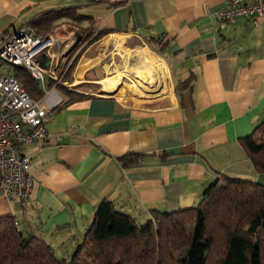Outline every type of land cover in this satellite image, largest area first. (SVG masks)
I'll use <instances>...</instances> for the list:
<instances>
[{
	"label": "crops",
	"instance_id": "crops-1",
	"mask_svg": "<svg viewBox=\"0 0 264 264\" xmlns=\"http://www.w3.org/2000/svg\"><path fill=\"white\" fill-rule=\"evenodd\" d=\"M226 2L0 0V47L21 28L36 31L31 23L44 14L74 9L83 18L59 19L48 33L75 38L55 48L59 68L77 61L59 83L68 88H61L64 98L57 94L61 103L48 113L53 138L19 146L31 160V194L0 196V218L13 217L23 234L68 258L102 201L141 226L153 212L194 207L219 175L264 185L241 145L264 120V17L224 22L218 13ZM99 33L105 35L80 51ZM133 38L166 44V92L150 101L158 106L132 105L103 90L110 77L98 64L99 47L113 41L126 51L122 41ZM126 156L138 163L123 167Z\"/></svg>",
	"mask_w": 264,
	"mask_h": 264
},
{
	"label": "trees",
	"instance_id": "trees-1",
	"mask_svg": "<svg viewBox=\"0 0 264 264\" xmlns=\"http://www.w3.org/2000/svg\"><path fill=\"white\" fill-rule=\"evenodd\" d=\"M65 9L44 14L31 24L38 34L50 33L59 19L82 21ZM77 38L73 49L91 35ZM97 34L91 42L100 39ZM162 55L166 44L149 42ZM77 57L68 65L70 74ZM14 76L34 100L43 96L40 86L20 68ZM50 84L48 88H50ZM241 145L255 171L264 175V120ZM123 167L138 158L119 159ZM138 225L115 210L109 201L95 209L81 245L68 258H58L49 245L19 231L13 217L0 218V264H264V185L222 175L203 190L199 202L189 209L151 214Z\"/></svg>",
	"mask_w": 264,
	"mask_h": 264
},
{
	"label": "built area",
	"instance_id": "built-area-1",
	"mask_svg": "<svg viewBox=\"0 0 264 264\" xmlns=\"http://www.w3.org/2000/svg\"><path fill=\"white\" fill-rule=\"evenodd\" d=\"M260 17H264V0H227L218 13V18L228 23ZM74 41L73 35L63 41L54 33L38 34L31 28H21L5 37L0 47V196L5 199L24 200L31 194V160L19 146L47 143L53 138L47 130L48 113L60 105L61 99L47 89L46 83H60L57 72L61 57L55 48L61 44L70 47ZM15 68L25 70L40 86V100H34L22 88L12 75Z\"/></svg>",
	"mask_w": 264,
	"mask_h": 264
},
{
	"label": "rangeland",
	"instance_id": "rangeland-1",
	"mask_svg": "<svg viewBox=\"0 0 264 264\" xmlns=\"http://www.w3.org/2000/svg\"><path fill=\"white\" fill-rule=\"evenodd\" d=\"M79 33H81V32H79ZM91 43H92L91 41L84 43V45L80 49V51L85 50ZM81 46L82 45L80 44L78 47L80 48ZM122 47L129 49L126 51H132L135 49H144V48L146 49L147 48V50L149 51L150 55L152 56V58L154 60L161 62L163 64L165 62L164 56L159 55L157 53L156 48H153L151 45L144 44L135 38H133L131 40H126V41L123 40L122 41ZM102 48L103 47H99V49H98L99 50L98 53L101 55L99 58L98 64L100 65V68L102 67V70L105 71V74H103V77H112V76L117 75L118 72L123 71V73H122L123 77L121 76L120 80H111L110 84L107 83L106 86H104L106 88L105 92L112 93V92H114V90H117V92L112 93L113 96H116L120 100H125L129 104L136 105V106L154 107V106H158L162 103L159 101H154V102H150V101L153 98L159 97L166 92L167 80L165 81V84H163V86L161 88L148 87L150 89V91L144 92L143 88L140 87L141 85H146L145 84L146 82L148 85L153 84V81L150 82L151 79H153V77H152L151 71L149 70V67L147 66V63L144 60L143 61L140 60L134 54H131L132 56L126 55L125 50L121 49L119 47H115L113 41H110L109 43L105 44V50L104 49L102 50ZM92 51H93V49H92ZM123 54H124V56H123ZM127 59H129V60H127ZM72 60H70V58H69L67 60L68 63L63 65L64 68L62 69L61 68L62 66L59 68V71L57 72V76H58V79L60 80V82L62 81V79L64 77V73H66L67 67L72 62ZM161 60H163L164 62ZM164 66H165V64H164ZM11 71H12V75H13L14 69H11ZM136 86H137V88H136ZM55 87H59L60 89L59 88H53V89H49V90H54L55 92H57V94L61 98H64L65 95L63 94V92L61 90V88H63V87L60 86L59 84H57ZM146 88H147V86H146ZM63 89L68 90V88H66V87H64ZM121 93L125 97H121L120 96Z\"/></svg>",
	"mask_w": 264,
	"mask_h": 264
},
{
	"label": "bare ground",
	"instance_id": "bare-ground-1",
	"mask_svg": "<svg viewBox=\"0 0 264 264\" xmlns=\"http://www.w3.org/2000/svg\"><path fill=\"white\" fill-rule=\"evenodd\" d=\"M118 41V40H117ZM121 42V41H120ZM116 43V42H115ZM119 44V43H118ZM125 54L128 56H132L131 54H134L135 56H137L140 60H144L147 63V66L149 67V70L151 71L152 77L153 79H151L150 82L153 81L152 85H148L147 82L145 83L146 85H141L140 87L143 88L144 92H148L150 91V89L148 87H156V88H161L163 86V84H165V81L167 80V69L164 66L163 63L158 62L156 60H154L152 58V56L150 55L149 51L147 49H135L132 51H125ZM124 56V54H123ZM129 60V59H127ZM131 69V68H130ZM129 69V70H130ZM136 69V68H135ZM119 71V70H118ZM127 72V71H126ZM123 71L118 72L117 75L112 76L110 78H107L103 81H101V84L103 85V90L105 91L106 88L104 86H106L107 83L110 84L111 80H120L121 76L123 77ZM131 73V72H130ZM136 74V73H135ZM127 76V75H126ZM144 77V76H143ZM136 78V77H135ZM133 79V78H132ZM143 79V78H142ZM149 80V79H148ZM139 82V81H138ZM112 85V84H111ZM147 86V88H146ZM137 88V86H136ZM152 91V90H151ZM114 92H117V90H114ZM112 94V93H111ZM125 94V93H124Z\"/></svg>",
	"mask_w": 264,
	"mask_h": 264
}]
</instances>
